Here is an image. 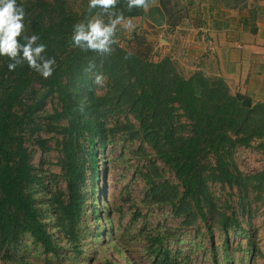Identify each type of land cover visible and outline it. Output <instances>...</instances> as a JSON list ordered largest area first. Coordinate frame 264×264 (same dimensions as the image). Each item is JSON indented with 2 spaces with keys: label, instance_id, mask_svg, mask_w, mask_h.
Returning a JSON list of instances; mask_svg holds the SVG:
<instances>
[{
  "label": "rangeland",
  "instance_id": "rangeland-1",
  "mask_svg": "<svg viewBox=\"0 0 264 264\" xmlns=\"http://www.w3.org/2000/svg\"><path fill=\"white\" fill-rule=\"evenodd\" d=\"M63 1L76 13L84 15L91 11L89 0ZM256 1L217 0L220 8L228 12L245 3L247 7L253 6ZM212 4L213 0H153L144 15L117 24L112 45L153 62L168 57L172 63L168 67L170 73L175 71L187 78L196 72L214 76L195 67L205 62L207 46L201 30L194 25L208 26ZM129 20L132 27H125ZM232 25L237 26V23ZM92 73L78 84L75 98L86 106L87 119L99 117L104 122L107 142L100 148L97 146L101 162L95 196L91 194L90 179L86 182L88 198L79 225L83 253L78 257L69 249H62L58 256L47 254L26 235L13 250L10 247L9 252L17 260L27 262L22 264H150L153 257L150 236L160 233L167 247L169 264H264V146L259 145L261 139L249 146L226 150L229 168L237 176L232 185L213 177L216 162L212 155L204 158L206 170L201 188L205 192L201 195V204L206 217H202L192 199H183V187L174 171L143 139L129 104L131 100L119 98L121 90L108 78L102 65ZM97 75L102 77L99 83L95 79ZM119 79L130 87L125 71L118 72L115 80ZM230 91L239 92L233 88ZM133 94L130 89V95ZM93 99L98 107H92ZM60 110L59 99L53 95L37 112L40 129L36 134L47 140L50 150L43 151L33 141H26L30 161L35 171L43 175V182L32 187L36 204L58 244L63 243L64 235L58 226L53 200L54 197L63 200L68 194L60 165L63 135L51 131L47 123L51 122L49 115ZM172 113L174 134L186 135L191 129L189 119L182 116L180 109ZM52 123L65 124V121L58 119ZM86 174L90 177L89 170ZM8 250L0 248V264L10 262L6 257Z\"/></svg>",
  "mask_w": 264,
  "mask_h": 264
},
{
  "label": "trees",
  "instance_id": "trees-1",
  "mask_svg": "<svg viewBox=\"0 0 264 264\" xmlns=\"http://www.w3.org/2000/svg\"><path fill=\"white\" fill-rule=\"evenodd\" d=\"M152 1L146 0L148 5ZM17 4L25 11L23 31L17 40L24 43L23 37L37 35L36 43L45 45L41 55L54 58L55 64L52 74L44 78L26 62L9 70L12 61L0 56L1 249L13 250L26 235L47 254L58 256L62 249H69L78 257L83 253L79 225L88 198L86 182L90 179L91 194L95 196L101 162L97 146L106 144L107 135L99 117L86 118V106L75 98V89L97 71L98 65L116 82L121 90L119 98L131 100L129 104L143 139L174 171L183 187V199H192L202 217H206L201 204L205 192L201 188L206 170L204 158L212 155L216 162L213 177L232 185L237 176L229 168L226 150L249 146L260 139L259 145L264 146V101H254L240 92L232 93L223 77L196 72L187 78L175 71L170 73L168 67L172 63L168 57L153 62L118 45H111V53L104 56L80 49L71 42L73 26L100 13L99 8L83 15L70 9L63 0H17ZM113 11L125 20L144 15L146 8L129 9L128 0H117ZM102 18L107 23L115 16L103 14ZM123 71L131 82L130 87L126 81L115 80L118 72ZM53 95L58 97L61 110L50 114L51 122L47 124L51 131L63 135L60 165L68 190L67 198L53 200L58 226L64 235L61 244L47 228L36 204L32 187L43 182V175L35 171L26 145L30 140L43 151L51 149L47 140L36 132L40 129L37 112ZM98 105L93 99L92 107ZM174 109H180L182 116L189 119L191 129L186 135L174 134ZM58 119L65 124L52 123ZM150 243L153 253L150 264H169L164 237L160 233L151 235ZM11 250L6 252L8 264L27 263L17 260Z\"/></svg>",
  "mask_w": 264,
  "mask_h": 264
},
{
  "label": "crops",
  "instance_id": "crops-1",
  "mask_svg": "<svg viewBox=\"0 0 264 264\" xmlns=\"http://www.w3.org/2000/svg\"><path fill=\"white\" fill-rule=\"evenodd\" d=\"M213 1L208 26L194 25L207 46L205 62L195 67L222 76L231 89L264 101V0L231 12ZM235 22L237 26L232 25Z\"/></svg>",
  "mask_w": 264,
  "mask_h": 264
},
{
  "label": "clouds",
  "instance_id": "clouds-1",
  "mask_svg": "<svg viewBox=\"0 0 264 264\" xmlns=\"http://www.w3.org/2000/svg\"><path fill=\"white\" fill-rule=\"evenodd\" d=\"M117 0H89V10L99 8L100 13L92 16L86 22L73 26L71 42L82 50H92L101 56L111 53V45L115 43L117 24L123 20L122 15H116L113 11ZM148 7L146 0H128V8ZM103 14L115 16L107 23L102 18ZM25 11L23 6L17 4V0H0V56H7L12 62L8 64L9 70L26 62L28 66L42 75L44 78L53 72L54 58H46L41 55L45 50L44 44H37L39 37L32 35L23 37L24 43H20L17 37L23 31V18ZM125 27H132L129 20ZM91 68L92 65H89ZM99 83L101 76H96Z\"/></svg>",
  "mask_w": 264,
  "mask_h": 264
}]
</instances>
